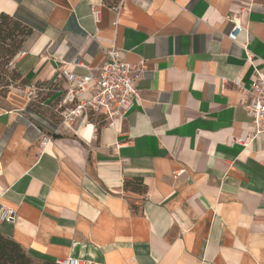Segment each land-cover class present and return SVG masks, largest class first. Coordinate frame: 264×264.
Instances as JSON below:
<instances>
[{
  "label": "crops",
  "instance_id": "crops-1",
  "mask_svg": "<svg viewBox=\"0 0 264 264\" xmlns=\"http://www.w3.org/2000/svg\"><path fill=\"white\" fill-rule=\"evenodd\" d=\"M107 1L0 0L31 28L13 59L28 83L0 99V233L34 263L264 264V135L244 92L264 0ZM111 44L142 65L124 119L62 135L29 109L33 84L98 67ZM134 178L144 190L124 189Z\"/></svg>",
  "mask_w": 264,
  "mask_h": 264
},
{
  "label": "built area",
  "instance_id": "built-area-1",
  "mask_svg": "<svg viewBox=\"0 0 264 264\" xmlns=\"http://www.w3.org/2000/svg\"><path fill=\"white\" fill-rule=\"evenodd\" d=\"M97 17V11L93 13ZM232 26L227 37L234 39L239 29L236 19H229ZM19 54H24L20 52ZM79 65L77 62L63 64L57 70V78L64 82L60 91L59 115L62 117V126L75 130L84 124L96 125L97 118L101 117L105 124H114L124 119L129 111L137 104L139 91L136 81L142 72V65L126 61L120 50L111 44L104 50V60L96 68H86L84 73L73 70ZM246 96L245 109L255 135H264V66L255 69L248 88L244 89ZM33 92L29 91V95ZM88 94V98H82ZM13 218V211L8 207L0 206V220ZM60 264H92L65 258Z\"/></svg>",
  "mask_w": 264,
  "mask_h": 264
},
{
  "label": "trees",
  "instance_id": "trees-1",
  "mask_svg": "<svg viewBox=\"0 0 264 264\" xmlns=\"http://www.w3.org/2000/svg\"><path fill=\"white\" fill-rule=\"evenodd\" d=\"M107 4L112 8H117L118 0L107 1ZM31 33V28L14 19L12 16L0 11V99L4 98L9 90L13 87H24L28 80L17 70L13 65V59L19 53L24 39ZM7 70H5V69ZM59 82L53 81L48 84L44 96L39 99H32L28 107L40 116L51 120L55 124H59V108L57 113L51 110L52 104L43 105L44 101L53 95L56 85ZM47 83L37 82L32 87L40 88ZM105 123L101 117L97 118L95 125L96 131L104 126ZM58 136V135H55ZM124 189L144 190L142 180L134 178L133 180L124 181ZM0 264H34L30 255L23 247L13 238L0 233ZM39 264H60L59 262L44 260Z\"/></svg>",
  "mask_w": 264,
  "mask_h": 264
},
{
  "label": "rangeland",
  "instance_id": "rangeland-1",
  "mask_svg": "<svg viewBox=\"0 0 264 264\" xmlns=\"http://www.w3.org/2000/svg\"><path fill=\"white\" fill-rule=\"evenodd\" d=\"M5 69V68H4ZM7 70V69H5ZM59 83L56 85V88H55V92H53V95L50 96L47 100L44 101L43 105L46 106L47 104H52L51 105V110L53 111V113H57V109L59 108V101H60V91L61 89H63V86H64V82L62 80H57ZM33 92V95L31 96L30 100L32 99H39L41 96H44L46 90L45 89H38V88H33L31 90ZM89 95L88 94H84L82 96V98H88ZM60 116V115H59ZM62 122V117L60 116L59 118V124H61ZM72 131L69 129V128H61V134L64 135V134H69L71 133ZM34 264H39V263H34Z\"/></svg>",
  "mask_w": 264,
  "mask_h": 264
}]
</instances>
